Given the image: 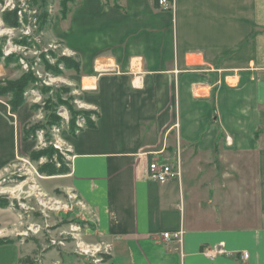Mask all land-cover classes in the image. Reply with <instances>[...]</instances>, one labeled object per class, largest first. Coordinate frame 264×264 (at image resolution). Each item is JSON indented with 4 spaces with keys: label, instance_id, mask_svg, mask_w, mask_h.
Masks as SVG:
<instances>
[{
    "label": "crops",
    "instance_id": "obj_1",
    "mask_svg": "<svg viewBox=\"0 0 264 264\" xmlns=\"http://www.w3.org/2000/svg\"><path fill=\"white\" fill-rule=\"evenodd\" d=\"M157 1L76 0L55 20L51 35L79 65L68 81L96 110L67 137L68 168L55 176L107 264H264V0ZM32 115L0 105V162L14 153L13 123L30 149ZM154 159L178 160L180 177L150 178ZM178 229L181 249L160 240ZM8 256L0 245V264Z\"/></svg>",
    "mask_w": 264,
    "mask_h": 264
},
{
    "label": "rangeland",
    "instance_id": "obj_2",
    "mask_svg": "<svg viewBox=\"0 0 264 264\" xmlns=\"http://www.w3.org/2000/svg\"><path fill=\"white\" fill-rule=\"evenodd\" d=\"M75 3L0 0V89L29 76L22 97L33 114L23 127L30 149L19 146L20 127L13 123L16 147L0 162V241L5 242L0 245L8 247L12 264H107L110 257L68 181L49 175L67 170V137L96 117L68 81L76 71L65 63H78L77 58L51 35L55 20L67 16ZM10 98L0 96V105ZM79 241L101 247L83 252Z\"/></svg>",
    "mask_w": 264,
    "mask_h": 264
},
{
    "label": "built area",
    "instance_id": "obj_3",
    "mask_svg": "<svg viewBox=\"0 0 264 264\" xmlns=\"http://www.w3.org/2000/svg\"><path fill=\"white\" fill-rule=\"evenodd\" d=\"M158 5L162 6L165 9L168 8H173V2L171 0H158ZM77 92V91H76ZM80 107L85 106V104H80ZM90 107V106H88ZM94 120V118H93ZM80 125V123H79ZM70 159V157H69ZM148 176L154 180H156L159 183H165L168 180L174 179V178H179L180 177V167H179V162L177 160L176 164H173L170 162L168 159H154L148 164ZM74 198H77V195L74 194ZM79 204H82L81 201H78ZM159 238L161 241L164 243L170 244L174 243L177 245L179 249H181L182 246V241H183V230L178 229L175 231H162L159 234ZM77 246L81 249L83 252H89V251H97L99 250V246H87L83 242L79 241L77 242ZM105 250L108 249L104 246ZM217 250L215 249H205L204 253L209 257L213 258L215 257V253ZM248 254L246 251L240 252L239 253V258L242 260L247 259Z\"/></svg>",
    "mask_w": 264,
    "mask_h": 264
},
{
    "label": "trees",
    "instance_id": "obj_4",
    "mask_svg": "<svg viewBox=\"0 0 264 264\" xmlns=\"http://www.w3.org/2000/svg\"><path fill=\"white\" fill-rule=\"evenodd\" d=\"M66 15L62 16V19L65 18ZM3 21L11 26H14L13 23L9 22L7 18H4ZM67 61H69L67 59ZM66 68L68 69H74L76 72L78 71V63H69L66 62ZM30 77L24 76L20 80L14 82V83H7L6 87L0 89V96H11L10 100L8 101V105L10 107V110L12 113L16 112L17 109L24 103L23 97H22V89L23 87L29 82ZM90 123L87 124L89 126ZM63 171V170H62ZM60 170H55L49 175H55V174H61ZM1 243H5L4 241H0Z\"/></svg>",
    "mask_w": 264,
    "mask_h": 264
},
{
    "label": "bare ground",
    "instance_id": "obj_5",
    "mask_svg": "<svg viewBox=\"0 0 264 264\" xmlns=\"http://www.w3.org/2000/svg\"><path fill=\"white\" fill-rule=\"evenodd\" d=\"M40 205H43V203H41Z\"/></svg>",
    "mask_w": 264,
    "mask_h": 264
}]
</instances>
